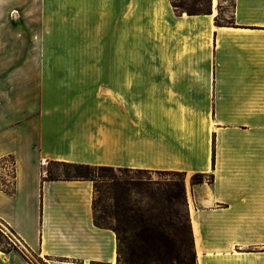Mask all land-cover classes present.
<instances>
[{
  "label": "crops",
  "instance_id": "1",
  "mask_svg": "<svg viewBox=\"0 0 264 264\" xmlns=\"http://www.w3.org/2000/svg\"><path fill=\"white\" fill-rule=\"evenodd\" d=\"M39 1L38 15L8 20L9 39L99 24L82 16L96 0ZM5 6L0 159L14 156L15 192L0 188V220L24 246L48 264H118L116 233L94 221V182L43 179L67 161L214 174L185 180L197 264H264V0H234L231 25L213 6L180 15L171 0H108V66L15 67L32 76L22 89L36 85L23 99L1 83ZM0 264L34 263L0 247Z\"/></svg>",
  "mask_w": 264,
  "mask_h": 264
},
{
  "label": "trees",
  "instance_id": "2",
  "mask_svg": "<svg viewBox=\"0 0 264 264\" xmlns=\"http://www.w3.org/2000/svg\"><path fill=\"white\" fill-rule=\"evenodd\" d=\"M177 14L212 13L213 0H171ZM216 23L222 25L219 14ZM229 25L232 21L226 22ZM15 163L14 156L0 159ZM102 174L99 185L95 173ZM156 173L179 178H153ZM185 172L149 171L114 168L67 161H49L44 180H91L94 182V221L97 226L112 229L117 235L118 264H197L188 210ZM13 178L15 179V170ZM214 182V174L197 172L193 185ZM11 187L0 185L13 194ZM185 247L184 253L183 248ZM0 247L4 250L0 237ZM187 249V250H186Z\"/></svg>",
  "mask_w": 264,
  "mask_h": 264
},
{
  "label": "rangeland",
  "instance_id": "3",
  "mask_svg": "<svg viewBox=\"0 0 264 264\" xmlns=\"http://www.w3.org/2000/svg\"><path fill=\"white\" fill-rule=\"evenodd\" d=\"M97 9L93 14L86 13L83 17L96 18L99 22L96 26H83L72 29L67 27L64 34L55 35L50 33L49 41L41 43L38 37L33 34L32 40L16 42L9 39L10 26L8 20L24 19L34 17L40 6L39 0H32L28 5L18 6V10H8L10 0H2L1 21H2V88H8L9 83L16 87V97L18 99L37 98L35 92L36 85L29 83V89H22L20 83L23 78L32 76L10 74V70L15 67H35V66H108V0H96ZM19 5V2H17ZM102 7H99V5ZM234 0H213V8L222 22L231 21ZM76 12V11H75ZM75 12H71L74 14ZM79 13L76 12L75 15ZM19 28V27H18ZM13 29H16L13 27ZM19 28L17 30H21ZM14 38V37H13ZM12 41V42H11ZM28 85V84H27ZM8 94V90H2V98ZM24 110V107H17V114ZM102 174L107 171L98 170L95 175L99 185H103ZM14 165L12 160H6L0 164V185L11 187L14 182ZM193 175V174H192ZM192 175H185L184 178L192 179ZM153 178H179L175 175L163 176L156 173ZM0 237L3 241L4 250H16L22 253L34 264H48L47 260L37 251L28 249L22 244L16 234L2 220H0ZM183 253L185 247L182 246ZM187 250V249H186Z\"/></svg>",
  "mask_w": 264,
  "mask_h": 264
}]
</instances>
